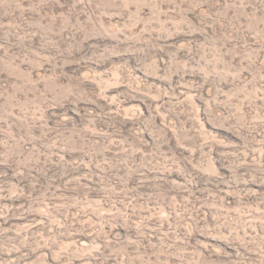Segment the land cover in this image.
<instances>
[{"label":"rangeland","instance_id":"rangeland-1","mask_svg":"<svg viewBox=\"0 0 264 264\" xmlns=\"http://www.w3.org/2000/svg\"><path fill=\"white\" fill-rule=\"evenodd\" d=\"M0 264H264V0H0Z\"/></svg>","mask_w":264,"mask_h":264}]
</instances>
